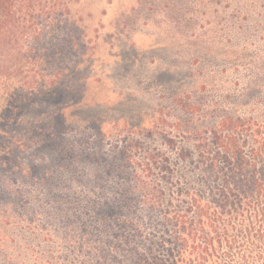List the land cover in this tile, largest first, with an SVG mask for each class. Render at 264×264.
Returning <instances> with one entry per match:
<instances>
[{
    "label": "rangeland",
    "instance_id": "374dc122",
    "mask_svg": "<svg viewBox=\"0 0 264 264\" xmlns=\"http://www.w3.org/2000/svg\"><path fill=\"white\" fill-rule=\"evenodd\" d=\"M69 9L45 35L12 41L16 64L0 69V264H90L99 238L81 248L77 229L98 228L97 203L114 214L113 186L143 178L147 157L162 183L205 199L245 176L233 166L264 125V0ZM239 122L250 130L237 133V157L215 164L216 131ZM259 208L262 223L222 217L221 264H264V199Z\"/></svg>",
    "mask_w": 264,
    "mask_h": 264
},
{
    "label": "trees",
    "instance_id": "16d2710c",
    "mask_svg": "<svg viewBox=\"0 0 264 264\" xmlns=\"http://www.w3.org/2000/svg\"><path fill=\"white\" fill-rule=\"evenodd\" d=\"M73 1L0 0V69L16 64L17 58L11 53L12 41L22 35H45L51 25L57 28L67 18ZM238 125L229 126L230 133L224 128L216 131L215 146L211 148L215 164L224 154L237 157V133L250 130L249 124ZM257 125L253 130L257 140L252 155L242 157L239 165L233 166V175L244 172L245 176L233 183L227 180L225 184L209 186L210 194L205 199L204 194L182 197V185L171 180L162 183V168L147 157L143 178L129 177L121 193L118 186H113L116 194L108 203L114 214L107 219L104 206L97 203L94 208L99 229H77L81 248L92 240L91 235L99 238L94 239L97 244L89 242V263L221 264L219 247L225 238L230 242L225 236L227 228L220 226L222 217L247 216L250 224L263 220L259 201L264 199V125Z\"/></svg>",
    "mask_w": 264,
    "mask_h": 264
}]
</instances>
